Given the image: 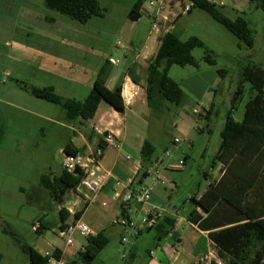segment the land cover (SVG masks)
<instances>
[{
	"label": "rangeland",
	"instance_id": "rangeland-1",
	"mask_svg": "<svg viewBox=\"0 0 264 264\" xmlns=\"http://www.w3.org/2000/svg\"><path fill=\"white\" fill-rule=\"evenodd\" d=\"M149 1L100 0L101 16H93L87 23L80 24L47 9L43 0H0V264H29L20 245L44 253L55 248L72 251L86 243V238L77 232L72 235L71 246L59 236L60 206L40 187L39 178L43 174L61 172V150L69 141L81 145L79 133L89 138V123L67 120L60 106L35 98L28 89L55 86L59 95L83 101L104 59L123 58L122 49L115 47L117 43L124 47L132 38L139 46L147 38L149 9H145L144 16L136 22L128 18V13L135 3L146 6ZM210 1L223 5V12L231 19L238 14L246 18L254 32V46L245 47L197 8L182 14L186 1L172 0L169 21L161 22L162 28L174 31L181 40L195 36L204 44L191 52L197 66L173 65L169 69L168 76L179 84L184 95L182 106H171L168 114L175 118L171 125L167 124L163 131L162 120L149 111L146 116V137L156 149L163 144L159 139L162 132L177 137L180 142L168 158L173 159L174 167L179 160L183 162L177 170L164 167L166 184H159L152 190L148 203L173 201L171 204L183 217L192 209L189 197L208 185L202 172L211 171L210 162L220 142L226 112L240 86L241 69L251 63L264 68L262 12L248 0ZM207 55L214 60V65L204 60ZM218 69L226 71L223 78L217 75ZM210 88H214V96ZM241 90L232 112L236 121L242 119L244 105L250 96L249 84L244 83ZM212 100V114L207 123L203 116ZM194 105L206 107L200 108V120L186 108ZM206 125L211 132L200 133L198 128L205 129ZM225 168L226 165L219 163L212 169L211 185L218 184ZM144 184L149 185L150 180L146 178ZM263 191L264 178L250 192L248 200L260 205ZM72 199L71 194H67L63 202L69 201L67 207H70ZM116 215L115 209L94 204L81 219L95 232L104 230L108 238L107 245L91 264H142L146 259L144 250L152 247L151 236L155 231L145 229L143 236L137 238L143 214L128 211L133 228L126 229L116 224V220L121 219ZM38 222L45 227L41 233L34 230ZM185 227L183 222L179 233ZM131 250L137 256L133 261L129 257ZM207 251L219 261L213 245H209Z\"/></svg>",
	"mask_w": 264,
	"mask_h": 264
},
{
	"label": "trees",
	"instance_id": "trees-1",
	"mask_svg": "<svg viewBox=\"0 0 264 264\" xmlns=\"http://www.w3.org/2000/svg\"><path fill=\"white\" fill-rule=\"evenodd\" d=\"M43 1L47 9L80 24L87 23L93 16H101L100 0ZM178 1L190 2V10L197 8L205 12L245 47L252 48L254 46V32L242 15L238 14L231 19L223 12V5L210 0ZM248 1L254 3L264 15V0ZM141 6L142 3L137 2L130 9L128 18L132 22L139 20L138 12ZM159 41L160 44L155 55L147 62L145 93L149 113L162 120L161 129L164 131L166 125L172 123L173 116L169 115L172 110L171 106H182L184 96L179 84L168 76L169 69L173 65L197 66V61L191 52L195 48L203 47L204 44L195 36L181 40L174 31L164 33ZM204 60L209 65L215 64L208 55L204 57ZM109 66L108 60L100 66L83 101L65 98L57 94L52 86L30 87L28 92L37 99L60 106L64 110L65 118L69 121L92 119L101 101L122 113L124 112V103L121 96V83L113 90L107 89L104 84V77L108 74ZM216 73L220 78H223L226 71L218 69ZM131 78L134 79L132 76ZM244 83H248L250 86V96L244 105L242 119L236 121L232 112L235 109L237 97L242 93L241 87ZM239 85L231 98L230 108L226 112L224 126L219 134L220 142L211 160L212 168L219 163L226 165L222 177L218 180L217 185H210L200 198L196 199L195 196H190L188 199L192 209L186 220L197 224L201 231H207L208 239L217 249L216 256L220 263L212 259L208 264H264V196L260 205L248 200L250 192L256 189V186L260 185L264 178V68L252 63L244 66L239 74ZM212 93L214 96L215 90ZM213 104L212 100L203 116V120L207 123H209L212 114ZM198 129L200 133L204 130L207 133L211 132L209 125H206L205 129ZM163 133L159 139L169 148L174 138L168 136L167 133H164L165 137H163ZM147 137L140 149V168L130 184L131 189L134 186H140L142 181L147 178L148 169L157 159L156 147ZM98 147L104 150L105 143L100 140ZM62 152L77 155L82 152V149H74L67 144ZM203 177H206V173H203ZM80 180L79 171L73 175L62 169L58 175L51 173L41 175L39 185L56 201L57 205L61 206L65 194L75 190ZM125 212L126 209H122L121 215L122 219L126 221L128 218L125 216ZM68 216V211L60 207L58 211L59 230L65 228ZM146 217L151 220V224L146 225L145 229L155 231L160 239L174 228L175 218L170 214L163 213L154 216L149 214ZM78 218L79 213H75L73 220L77 221ZM34 228L36 233L45 230L41 222H38ZM143 232L144 230L138 231L137 235H141ZM107 243L108 238L104 230L86 238L83 249L77 252L76 258L71 264H91ZM20 246L21 251L27 256L29 264H48L50 258L60 260V252L57 249L51 256H43L28 245ZM149 252L150 249L144 250L146 258ZM129 257L130 261L137 258L132 250Z\"/></svg>",
	"mask_w": 264,
	"mask_h": 264
},
{
	"label": "crops",
	"instance_id": "crops-1",
	"mask_svg": "<svg viewBox=\"0 0 264 264\" xmlns=\"http://www.w3.org/2000/svg\"><path fill=\"white\" fill-rule=\"evenodd\" d=\"M145 9H147V6L142 4L138 12L140 14L139 20L144 16L143 11ZM159 39L160 37H158V35L150 34L148 29L147 38L143 43H140L139 46L133 41L132 38H129L127 45L124 47H122L120 44L118 46L115 45L116 49H122V59L114 60L110 57L108 59H104V62L108 60L110 63L108 74L104 77V84L107 89L113 90L117 85H119V83H121V96L124 103V112H117L110 105L104 101H101L92 119L87 121L79 120L80 124H86L87 122L89 123V128L91 129L90 137L86 138L85 135L79 133L78 137L82 142L81 145L77 146L72 141H69L67 144H69L74 149H82L81 153L87 154L88 152H93L96 148H98V143L100 140H102L100 133L110 132L114 135V141L119 144V148H115L111 145H105L104 150H102V155L99 160L98 173L103 176L106 173H110V177H106L102 189L97 194L96 200L93 204L85 206L83 195L79 194L75 190H71L65 194V196L67 194H71L73 198L70 207H67V203H69V201L67 203L63 202L66 205L65 207L62 206L63 204L60 206L65 208L69 213L65 225H68L74 221L71 212L73 214L79 213V218L77 221L84 223L81 221V219L89 207L94 204H98L102 208L108 207L109 209H115L117 211L116 216L122 218L121 205L123 199L132 194V192L136 191L141 186H147L144 184L145 179L142 181L140 186H134L132 189L130 184L133 182V179L140 168V149L147 135L145 126L147 125L146 116L149 110L146 104L145 93L146 66L148 60L155 55L158 49L160 44ZM131 76L134 77V79L131 78ZM52 87L56 92L57 90L55 86ZM210 91L213 92L214 88H210ZM186 108H189L192 113V110L195 108L200 109L206 107H198L197 105H194L186 106ZM93 135L95 136V139H92ZM67 144H65V146ZM159 146L160 147L156 149L157 157L161 156L162 153L168 149V146L166 147V144L164 143L160 144ZM61 151H63V149ZM183 156L187 157L186 154ZM172 161L173 159L171 160L170 158L163 159L162 162L165 169H180V166L178 165L175 167L172 166L174 165ZM210 168V173L207 171L202 172V177L203 173H206V177L204 179L208 181V185L203 190H199L196 194L191 195L195 196L196 199L200 198L211 185L213 176L212 174H214L212 169L214 170L215 168L211 167V162ZM161 177L165 181L163 172L161 173ZM115 180L119 182V186L116 187V191L119 193L118 197H114L113 192V188H115ZM174 186L175 185H173V187ZM84 192L85 191L82 189L83 194ZM172 202L167 204L162 202L159 204L151 203L148 207H140L134 203V201H131L126 208L125 216H127L128 220H130L128 211H139V213L143 214L142 223L145 217L149 215L150 206L161 208L162 211L159 212V215L167 213L175 218L174 228L169 234H167L162 239L158 238L156 233L151 236L153 245L151 248H148L150 249L149 255L142 262V264H208V262H204L202 260L203 255L206 253L207 249H209V245H213L207 237L208 232L201 231L197 224L188 222L186 220L188 214L184 217L179 215V211L171 204ZM183 222L186 224L185 230L182 233H179V227L183 224ZM145 228H147V226L142 224L137 232H142L145 230ZM93 233L96 235L97 232L93 231ZM142 236L143 233L141 235H137L136 233L137 238ZM84 245L85 244H82L78 249H73L72 251L68 249L61 250L59 248H55L50 252L42 253L41 251L35 248L34 249L43 256H45V254L52 255L53 251L57 249L60 252V260H54L58 264H71L75 260L77 252L81 251ZM178 249L183 250L178 251ZM126 256L127 255H125V257Z\"/></svg>",
	"mask_w": 264,
	"mask_h": 264
},
{
	"label": "built area",
	"instance_id": "built-area-1",
	"mask_svg": "<svg viewBox=\"0 0 264 264\" xmlns=\"http://www.w3.org/2000/svg\"><path fill=\"white\" fill-rule=\"evenodd\" d=\"M186 2L187 3L184 4L183 9L181 11L182 14L188 13L190 10L191 3L188 1ZM170 3H172V0H150L146 5L149 9L148 17L150 20V34H156L158 35V37H161L164 33L170 31L169 29L162 28L161 24V22L165 23L166 21H169L168 14L170 12H168V10L170 9ZM181 3H183V1ZM116 45L118 46L119 44L117 43ZM199 112L200 109L197 108L192 110V114L197 117V120H200V117H198V115L200 114ZM100 134L102 136V141L105 143V145H111L115 148H119V144H116L113 141L112 133L102 132ZM179 142V139L174 138L170 147L166 149L161 156L157 157V159L153 162V164L147 171V178L150 180V184L147 186H141L136 191L132 192V194L123 199L121 210L126 209L131 201H134V203H136L140 207L149 206L148 201L150 199L152 190L159 184H166L161 177L162 170L164 169L162 161L164 158L170 157L172 149L175 148ZM62 155L63 170L68 173H73L74 171L76 173L77 171H79L80 173L81 180L78 186L75 188V191L83 195L85 206L93 204L96 200L97 194L102 189L106 177H110V173H106L104 176L98 173L99 160L102 155V150L98 147L93 152H88L87 154L79 153L77 155H70L62 152ZM182 164V161L178 162V166ZM114 186V197H118L119 193L116 191V187L119 186V182L117 180H115ZM82 189L85 191L84 194L82 193ZM160 211H162L161 208L156 206H150L149 214L154 216L159 214ZM71 214L74 215L72 212ZM116 221L117 224L121 225L124 229L133 228V223L130 220L125 221L121 218L117 219ZM143 224L150 225L151 220L148 219V217H145ZM75 232L85 238L94 236L93 231L87 225L81 223L80 221H73L66 225L65 228L59 230V236L64 239V242L67 246H71L73 244L72 235ZM122 242H124V239H122ZM45 256L51 255L45 254ZM212 259H214L213 253L211 251H207L202 260L209 263V261ZM217 262L220 263L219 261ZM49 263L56 264L57 262L53 258H50Z\"/></svg>",
	"mask_w": 264,
	"mask_h": 264
},
{
	"label": "water",
	"instance_id": "water-1",
	"mask_svg": "<svg viewBox=\"0 0 264 264\" xmlns=\"http://www.w3.org/2000/svg\"><path fill=\"white\" fill-rule=\"evenodd\" d=\"M72 174H73V175H75V174H76V172L74 171Z\"/></svg>",
	"mask_w": 264,
	"mask_h": 264
}]
</instances>
